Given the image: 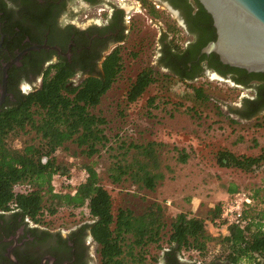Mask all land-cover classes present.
I'll list each match as a JSON object with an SVG mask.
<instances>
[{
	"label": "trees",
	"instance_id": "trees-1",
	"mask_svg": "<svg viewBox=\"0 0 264 264\" xmlns=\"http://www.w3.org/2000/svg\"><path fill=\"white\" fill-rule=\"evenodd\" d=\"M140 1L150 15L157 16L149 0ZM192 2L198 8L195 12L197 18L203 19V23L212 30V35L207 39H215L211 16L198 0ZM189 4L188 15L192 13L190 9L194 8L192 3ZM207 39L200 43L199 50ZM172 44L166 46L163 59L175 75H163L190 85L195 99L200 102L206 101L208 95L202 85L190 83L204 73L195 67L191 73L194 64L208 60L207 67H215L222 75L229 69H237L221 63L215 53L201 54L197 63H194L192 60L196 59V55H192L188 48H183L179 43ZM188 62L192 63L191 66ZM122 69V57L119 50L115 49L104 59L99 77L89 76L79 85L73 86L68 80L71 72L59 68L43 81L41 88L0 110V212L8 211L13 206L24 216L42 222L43 213L52 214L61 207L76 209L85 206L92 218L88 226L98 244L99 264L155 263L158 257L149 256L148 247H160L159 242L164 235L167 236V246L162 248L161 258L163 254L171 257L172 253L182 256L183 247L189 240L199 244L202 249L213 241L223 252L212 259H228L232 262L254 259L248 264H264V148L255 155L236 153L229 147H219L214 151V162L220 168L252 176L263 174V186L251 195L254 206L243 210V224L230 225L226 234L217 237L207 232L204 219L219 217L220 202L206 212L205 218L179 212L169 223L164 217V206L157 201L148 203L140 213L126 206L114 209L110 192L100 183L96 169L88 162L83 164L86 178L74 192L53 190L52 177L56 174L66 175L70 171L71 162L58 160L54 155L58 149H67L68 143L87 158L98 155L100 146L107 144L112 158L107 170L113 184L127 181L154 191L165 178L157 142L140 143L134 145L132 150L123 144L114 148L106 132V119L92 112L118 79ZM242 71L245 72L244 69ZM249 74L257 76V80H263V83L258 85L255 97L245 101L246 110L230 109L244 119L257 115L264 104V72ZM157 75V71L150 67L141 69L129 82L126 99L129 102L137 100L157 80ZM147 102L152 106L154 97H149ZM186 110L193 112V115L196 113L193 106ZM13 139L20 140L19 147L11 145ZM187 158L188 153L184 149L178 150V161L185 162ZM18 185H26V191H17L15 188ZM260 190L263 195L258 194ZM228 192L234 193L236 189L230 188ZM256 199L263 205L257 210L254 204Z\"/></svg>",
	"mask_w": 264,
	"mask_h": 264
},
{
	"label": "flooded vegetation",
	"instance_id": "flooded-vegetation-1",
	"mask_svg": "<svg viewBox=\"0 0 264 264\" xmlns=\"http://www.w3.org/2000/svg\"><path fill=\"white\" fill-rule=\"evenodd\" d=\"M149 1L157 16L150 15L140 0H0V110L41 88L59 68L71 72L68 80L73 86L89 76L99 77L106 56L118 49L122 57L129 41L133 50L128 54L136 57L151 47L155 59L150 68L175 75L163 58L167 45L179 43L177 35L182 30L185 39L179 44L196 55L192 62L197 63L200 43L212 35V30L197 18L198 8L192 0ZM189 3L194 7L190 15L186 14ZM164 11L171 15L170 20L164 17ZM137 13L143 14L146 22L140 23ZM144 23L154 28L152 35ZM208 63L194 64L191 73L194 67L210 71L243 89L245 93L233 108L246 110L245 101L255 97L263 80L237 67L222 75L215 67L209 69ZM262 112L264 104L257 115ZM232 114L237 120H247ZM91 221L49 224L24 216L13 207L0 212V264H99L98 244L88 226ZM161 264L248 262L196 260L172 253L171 257L163 254Z\"/></svg>",
	"mask_w": 264,
	"mask_h": 264
},
{
	"label": "rangeland",
	"instance_id": "rangeland-1",
	"mask_svg": "<svg viewBox=\"0 0 264 264\" xmlns=\"http://www.w3.org/2000/svg\"><path fill=\"white\" fill-rule=\"evenodd\" d=\"M133 5L138 7L134 1ZM163 14L166 19H171L167 11ZM135 15L140 23L146 22L147 18L143 14ZM144 24L149 27L152 35L154 28ZM184 39L185 33L181 30L177 41L182 44ZM129 43L122 50L124 56L122 54L123 69L120 76L92 112L106 119V132L111 137L110 144L114 148L123 144L132 150L134 145L140 143L157 142L165 178L154 191L127 181L113 184L107 170L112 159L107 144L100 146L98 155L87 158L68 143L67 149H58L54 155L58 160L71 162L70 171L66 175L52 177L53 190L74 192L86 178L83 164L88 162L96 169L100 183L110 192L114 209L126 206L135 213H140L148 203L157 201L164 206V217L169 223L179 212L205 218L206 212L216 203L220 202L222 205L238 192L251 196L261 188L262 173L252 176L220 168L213 158L214 151L219 147H229L236 153L251 155L258 154L264 148V112L247 120H237L230 110L245 91L235 87L228 79L205 71L202 76L190 82L191 85H202L205 89L208 99L200 102L195 99L190 85L171 76L165 78V72L157 71V80L137 100L129 102L125 94L129 82L138 71L152 66L151 62L155 59L151 47L150 50L143 49L136 57L131 56L128 53L133 49L132 43ZM152 96L154 102L150 106L147 99ZM192 106L196 111L194 115L186 110ZM20 144L19 139L11 141L13 147H19ZM180 149L188 153L185 162L176 159ZM17 188L22 190L23 186ZM230 188H235L236 192L229 193ZM258 194L263 195V191L260 190ZM254 204L256 210L257 207H263L257 199ZM250 205H253V200L245 209ZM85 219H92L85 206L76 209L61 207L55 213L46 212L41 216L42 222L49 224L73 223ZM166 238L164 235L159 242L161 248L155 245L148 247V255L158 257V261L152 264H161L162 248L167 246ZM221 252V247L213 241L202 249L199 244L189 240L183 247L182 257L207 260ZM253 260L240 259L247 262Z\"/></svg>",
	"mask_w": 264,
	"mask_h": 264
},
{
	"label": "water",
	"instance_id": "water-1",
	"mask_svg": "<svg viewBox=\"0 0 264 264\" xmlns=\"http://www.w3.org/2000/svg\"><path fill=\"white\" fill-rule=\"evenodd\" d=\"M198 1L216 34L200 53H215L221 63L248 72H264V0Z\"/></svg>",
	"mask_w": 264,
	"mask_h": 264
},
{
	"label": "built area",
	"instance_id": "built-area-1",
	"mask_svg": "<svg viewBox=\"0 0 264 264\" xmlns=\"http://www.w3.org/2000/svg\"><path fill=\"white\" fill-rule=\"evenodd\" d=\"M87 175V174H86ZM58 176L57 174L54 175ZM23 186V189L17 187ZM15 189L17 191H26V185H18ZM252 203V198L244 192H238L225 200L220 207V215L217 218L205 220V228L212 236H219L228 232L230 225H242V213L247 205ZM13 207V206H11ZM215 230L214 232L212 231Z\"/></svg>",
	"mask_w": 264,
	"mask_h": 264
}]
</instances>
